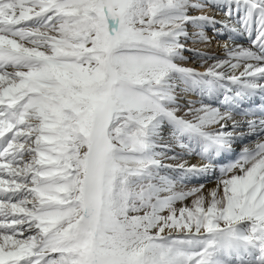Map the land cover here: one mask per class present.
I'll return each mask as SVG.
<instances>
[{
    "label": "snow or ice",
    "instance_id": "snow-or-ice-1",
    "mask_svg": "<svg viewBox=\"0 0 264 264\" xmlns=\"http://www.w3.org/2000/svg\"><path fill=\"white\" fill-rule=\"evenodd\" d=\"M213 2L240 14L238 28L221 23L250 45L225 43L199 71L182 40L191 25L207 41L218 23L191 14L201 0H0V264H215L241 242L264 252V118L233 115L264 94V0ZM181 92L201 99L183 108ZM221 96L230 107L203 99ZM165 126L203 162L166 165L180 157ZM217 167L207 192L185 183Z\"/></svg>",
    "mask_w": 264,
    "mask_h": 264
},
{
    "label": "bare ground",
    "instance_id": "bare-ground-1",
    "mask_svg": "<svg viewBox=\"0 0 264 264\" xmlns=\"http://www.w3.org/2000/svg\"><path fill=\"white\" fill-rule=\"evenodd\" d=\"M201 2L208 5L207 9L203 13L193 10L191 14L193 15L207 14L211 17H214L215 20L218 21V23L206 24L204 26V32L206 33L209 39L203 42L200 41L198 37L195 35L198 32V29L189 25L188 26L189 37L187 39L182 40V43L186 45V50L184 52V55L188 58L187 61L185 62V66L196 68L199 71H205L207 67L213 64L216 60L226 58L223 45L225 43H228L229 39H234L236 37L235 36L236 33H233L229 29L224 28L223 23H221V22H227L226 20L227 15L224 16V13L228 12L227 5L223 7L217 6L213 2V0H201ZM233 8H235V5H233ZM227 23L229 25H234L235 27L239 26L237 21L231 23L227 22ZM228 44L230 46L234 44H242L245 46H249L250 40H247V38L244 37L233 40L231 43ZM201 53H203V55H201ZM205 61L206 63H204ZM173 75L175 76L176 74ZM221 98L222 96L219 99L213 101H210L207 98H203V99L205 103H212L214 106L219 107V101ZM199 99H201V97H199L197 94H185L181 92L179 96V102L183 106V108L188 107L187 102L189 100H199ZM228 124H229V130H231V121H229ZM237 131L247 132V124L242 123L241 128L237 129ZM170 132H171L170 127L165 126L164 131L162 133L163 140L161 141V143L171 144L172 149L171 151L168 152V156L177 155L180 157V159L177 160L165 159L164 163L166 165L178 164L183 160H187L188 162H190L192 161L190 160L191 154L194 156L196 155L195 157L199 158L200 160L199 163L194 161L195 164H201L203 162L196 152H193L189 155V153L186 150L178 147L176 145V142L170 138ZM250 136L251 135L246 136L240 140H237V142L233 146V150L238 148V146L241 144L240 141L247 140L249 139ZM156 150L164 151V149L162 148H157ZM228 161L229 159L227 158V152H223L220 154L219 157H217V159L214 162L219 167L220 165L228 163ZM218 167L217 170H215L210 174H205L198 177H189L186 179V182L197 184L192 186H198L201 183H203L204 185H206L205 192H207L208 190H210L212 187L215 186V182L219 176ZM161 174L170 175L173 178H176V176L179 175L177 171L170 168L162 169ZM188 203H190V201ZM251 226H252V221L244 220L236 226L237 233L241 236H247L251 231ZM247 250L250 251L246 253ZM237 255H239L240 259L237 258ZM213 260L215 264H264V252H262L258 246L241 242L237 247L234 248V250L231 248V249H221L217 251L213 257Z\"/></svg>",
    "mask_w": 264,
    "mask_h": 264
},
{
    "label": "rangeland",
    "instance_id": "rangeland-1",
    "mask_svg": "<svg viewBox=\"0 0 264 264\" xmlns=\"http://www.w3.org/2000/svg\"><path fill=\"white\" fill-rule=\"evenodd\" d=\"M195 156H196V155H195ZM192 161H193V162H192ZM192 161H190L189 163H191V164H192V163L195 164V162H194V161H196L195 158H194ZM232 249L234 250V248H232ZM249 251H250V250H247L246 253H248ZM248 256H249V254H248ZM237 258L240 259L239 255H237Z\"/></svg>",
    "mask_w": 264,
    "mask_h": 264
}]
</instances>
